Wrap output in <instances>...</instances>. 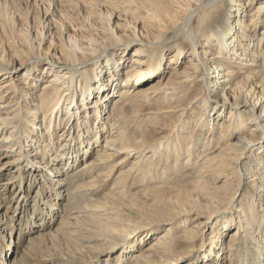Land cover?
I'll list each match as a JSON object with an SVG mask.
<instances>
[{"label": "bare ground", "instance_id": "obj_1", "mask_svg": "<svg viewBox=\"0 0 264 264\" xmlns=\"http://www.w3.org/2000/svg\"><path fill=\"white\" fill-rule=\"evenodd\" d=\"M41 1L40 4L46 9H49L55 3V0ZM74 1L67 0L66 4L71 5ZM84 1L88 11L84 21L90 24L91 30H99L98 32H101L104 37L111 39L112 43L114 42L112 45L129 47L131 41L134 42L133 47H131L133 48L130 54L131 63L129 62V67L125 70V75L119 84V97L112 98L108 104L109 95L113 91L107 85L101 87L104 90L103 92L100 90L94 91L96 89L94 85L99 79H103L105 84L109 83V75H114L111 69L112 63H109V74H105L106 72L100 74L99 71H95L91 78L85 67L88 60L95 57L96 54L92 55L93 57H88L82 52L78 53L76 51L74 55H81L75 56L76 59L74 56H70L73 54L68 53L69 50L75 51L82 48L81 39L84 40L88 37L87 42L90 44L97 40L82 32H71L68 29V24H71L72 15L66 17V24L64 21L60 22L56 19L54 21L55 24H60L59 26L65 35L62 43L51 36L47 47L42 48L40 52L41 54L48 52L67 53L65 56L69 57L65 59L67 60L65 64L71 69L76 67L75 71L83 75L81 84L77 80L78 85H81L77 91L76 89H70V86H67V88L61 87L65 83L66 73L58 75L56 71L65 67L58 66L56 62L52 61L53 58L50 55H48L49 59L47 60L49 62L47 64L54 72L46 82L42 83L38 97L34 95L35 92H31L30 82L26 83V80L22 79L20 85L15 88L16 82L20 79H12L6 75L4 70H10L8 67L9 60L0 59V74L6 78L0 82V140L2 141H0V173L10 167V164L16 163L19 157V154H15L11 148L14 146L12 143H17V139L13 135H18L16 131L22 127V123H19L21 120H17L16 112L12 114L16 106L9 109L15 103L19 105L21 98H18V94L22 95L24 93L31 105L25 104L23 107V110L26 111V115L22 120L23 125L29 128L25 129L24 133H22V130L20 135L32 137V134L26 132L36 133L42 127V122L46 127L45 120H48L47 137L43 140L39 139L37 142L43 145L47 144L49 146L47 155H51V157L45 155L41 161L27 164L29 165L27 168L30 169L28 173L33 176V179H36L34 183H37V191L41 190L45 195L42 199L41 196H34L32 210L29 211L30 213L25 216L23 221L18 220L20 224L4 228V230H8V233L15 232V234L18 232L23 233V228L32 230L37 227L38 230L25 236L23 244H18L15 240L13 242L17 243L13 252L15 255L8 257L7 249L9 248L8 242L10 239H6L7 233L4 234V230L0 229V264H33L32 261L48 252L49 249L46 248L69 241H76L79 248L98 249L97 255L109 254L115 248L122 249V246H124L122 243L131 245L130 235L123 236L124 231L127 232L128 228L125 224H122L123 219L120 218V213L115 212L117 209L115 200L118 198L116 194L120 197L127 196L124 188L126 179L135 176L143 167L145 169L144 175L140 178L142 177L141 181L146 180L148 175L154 173L152 171L156 168L155 163L163 157L165 161L170 159L171 154L174 155V161L178 163L181 156H187L188 158L191 154L193 156L196 153V161L200 165L199 169L207 168L200 170L201 175L208 174L210 170H213L211 169V167H214L213 164H219L225 160L218 157L216 153L207 155L206 152V148H210L208 143L216 138V134H214L216 125L214 126V123L223 118L224 121L229 122L227 124L221 122L224 123L223 128L232 131L243 130L244 128L240 121L242 118L241 113L234 112L231 109L229 111L224 110L225 100L215 98L217 101H222L219 106L207 103L208 99L205 94L209 90V78H213L214 91L220 89L221 96L224 97L225 95L226 98L229 95L228 92L233 94L231 107H235L237 104L236 99L241 98L244 101L243 104L252 106V111L255 110L257 103H259V106L262 105L261 115L264 111V59L262 61L258 59V57H264V0H124L119 3L117 0H114L116 2L112 0L105 1V3L113 5L115 9L123 10L125 16H120L119 13L122 11L117 13L118 10L113 12L108 8L102 13L100 10L102 5L96 0ZM0 13L3 19V28L8 30L9 27L12 33L13 44L11 43L10 46H13V53L20 60L19 65H26V70H29L30 66L27 65V62L37 56V51L33 50V41H38L40 47L44 42L42 29L45 26L49 28L52 22L46 21V25L41 24L43 25L42 29L37 32L36 38L32 40L29 33L14 27V22L10 21V12L4 0H0ZM91 17L95 19L93 20ZM116 17L124 24L115 23L113 19ZM210 20H212L211 27L203 30V26ZM121 25H125V27L121 28ZM70 27L72 26L70 25ZM2 36L0 32V40ZM201 36L205 38L204 41H199ZM170 38L174 39L173 43L167 46L173 47L169 48L170 62L174 60L177 62L180 59V56L184 54V47H189L190 54L195 58L190 62L191 64L184 65L191 69L171 70L165 83L161 84V80L158 79L162 74L159 68L162 64L160 55L162 53L166 54V46H163V43ZM178 39L183 40L185 44H182ZM23 47L26 49L21 50L20 48ZM102 50L104 54L107 53L106 48ZM0 51L2 50L0 49ZM96 56L99 57V55ZM79 58L82 61L75 63ZM52 63L57 65L52 66ZM95 63V60L92 61L91 66H95ZM133 63L136 65L133 66ZM78 64L80 65L78 66ZM192 64L195 65L190 67ZM140 65L142 68H137ZM142 71H146L145 73H148V75L140 77L138 74ZM73 73L74 71L71 70V75ZM196 78L197 81H202L203 85L200 92L193 98L194 100L202 98L201 108L211 107V109H214L212 114L208 111L199 114L196 118V124L192 125L191 128L188 127L176 143L169 144L170 139H168V136H163L166 137L164 140L153 143L148 141L149 138L147 137H142L139 140L137 137H128L126 128L120 126L121 121L119 122L123 117L120 113L124 112L126 105L134 106L138 111L140 109L144 110L145 107L149 109L150 106L158 105L145 114L146 120L144 121L152 124L159 123L168 113H176L173 115V119L170 120V124L173 125L172 128L174 129L177 126L176 123L185 120L184 111L187 109V107H175L187 103L182 99H174L176 97L175 93L181 86L180 83H189ZM32 81H34V77ZM147 81H155V83L149 86L144 85ZM32 84L31 82V86ZM142 85L144 87H141ZM167 89H170L169 92L166 91ZM193 89L189 88L190 93ZM202 90H207V92L202 94ZM31 93L33 94L31 95ZM186 97H189V95ZM34 98H36L37 103L34 102ZM160 102H166L167 104L159 106ZM107 105L110 107L111 112L109 111L110 115L105 119L110 122L104 121L102 116ZM17 110H19L18 106ZM241 112L246 111L241 110ZM215 113L217 114L214 115ZM57 119H59V123H56ZM170 124L168 123L166 126ZM262 125L264 127V122ZM6 126L9 127L7 133H5ZM31 126L32 128H30ZM223 128L218 132L219 142L223 141V137L226 135ZM104 133H107V135L104 136ZM241 137L246 138L247 136L241 135ZM32 139L33 141L36 140L33 137ZM101 139L103 140L102 144H98ZM241 141V144H239L240 139L237 138L236 141L228 143L229 147L226 149L231 152L229 155H234L233 153L236 150L234 145H243L245 148L250 142L247 139ZM31 142L29 140V143ZM97 146L100 147L96 148ZM95 148L94 158L81 162L75 168L69 170L73 163L85 159L90 151ZM38 149L31 151L29 156L38 155ZM40 150L44 154L41 148ZM145 150L146 152L143 153ZM229 151H225V153L228 154ZM262 151L252 154V162L257 167L255 173L249 176L250 180H253L251 184L253 193L243 197V199H246V203L243 202L240 207L231 204L227 208L229 213L225 225L226 228H232L233 232L231 231L226 239H221L218 232L219 228H215L207 235V239L210 240L207 244L210 245V248L204 249L205 251L200 253V257H196V252L195 258L190 255H179L178 259L190 257L183 264H199V259L200 263L203 264H224V259H227L228 264H260L261 256L264 255V245L262 244L264 243V229L261 228L262 225L264 226V152ZM8 155H10V158H7ZM130 158L131 162L124 165ZM187 160L184 161L183 159V162ZM99 164L102 165L97 166ZM95 165L96 167H93ZM13 166L11 165V168ZM232 168L220 167L219 171L213 174L215 182L212 185L215 191L222 189L218 185L226 184L231 178L235 180L238 177V181L243 179L245 171L241 170L240 167L238 168L237 165H235V169L230 171ZM16 170L20 172L21 168L17 166ZM60 171L65 172L60 176ZM85 174L86 176H84ZM253 176L254 178H252ZM12 181L13 179L10 177L1 181L0 192L12 187ZM102 185H108L109 187L104 194L106 199L102 200V207L110 214L107 219H112V225L107 221H103L98 225L93 224L91 219L93 212H90L91 205L77 207L78 209L70 206L75 198L73 195L76 196L79 188L84 187L83 190L95 189ZM58 187L63 189L59 190ZM19 189L21 188L18 184L15 190L18 195L20 194ZM114 189L117 191L114 192ZM60 192L64 194L67 200L62 206V215L51 227L52 213L56 210L53 206L54 201L59 197ZM2 194L1 192L0 203ZM193 199L196 203L199 198L194 196ZM206 199L213 200L212 197ZM256 200L261 201L259 206ZM36 217H39V219L33 221L32 219ZM110 227H114V229H117L115 231L121 233L114 236L112 234L114 229H110ZM198 228L196 233L192 234L188 233L189 227L184 230L183 240H179V243H193L199 238L198 235L202 236L211 226H206L205 222H201ZM166 234V232H163L155 239L150 240L144 250L138 253L134 252L135 254L132 253L134 258L129 264H166L164 260L168 258L166 254L174 250L171 248L170 242V245H167ZM260 234L263 236H260ZM205 237L206 234H204V239ZM239 239L241 243L235 247ZM18 240L21 242L20 238ZM117 240L121 241L122 246H117L120 244L116 242ZM164 249H169V252H165ZM225 249L228 252L224 258ZM211 253L215 254V257L210 258ZM121 264H124L122 259Z\"/></svg>", "mask_w": 264, "mask_h": 264}, {"label": "rangeland", "instance_id": "obj_2", "mask_svg": "<svg viewBox=\"0 0 264 264\" xmlns=\"http://www.w3.org/2000/svg\"><path fill=\"white\" fill-rule=\"evenodd\" d=\"M3 1V0H2ZM6 2L8 11L10 12V21L14 22V27L21 31H26L29 33V36L32 38H36L37 32L42 29V26L48 22H52L50 24L49 28L45 26L42 29L43 36H44V42L41 44V46H38V41H33V46L35 51H37V56L34 57V59L27 62L28 66H30L29 70H26V65H19L20 60L16 58V55L13 53V46H10L12 42V33L10 31V28L7 29L3 28V19L1 17L0 13V32L2 33V39L0 40V59H8L9 60V69L10 70H4L6 75L9 77L20 79L16 83V87L20 85V82L23 80H26V83L30 82V90L31 92H35L34 95L38 97L37 95L40 94V89L42 88V83L46 82L50 76L53 75V70H51V67L47 64L49 62L47 59H49L48 55L53 58V62H56L58 66L65 67L64 69H60L56 71V73L59 75L60 73H66L64 84L61 86L63 88H67V86H70V89H80L81 85H78V81L81 84V80H83L82 73L76 72L75 68L69 67L65 64L69 56H65L67 53L62 54V52H54V53H46L41 54L40 50L45 47H47L49 40L51 36L54 37L55 40L62 43L64 40V34L62 31V28H60V24H55V19L59 20L60 22L64 23L67 21L66 17L72 15L73 18L71 19V24H68V29L71 30V32H82L86 34L87 36L90 35L93 38H96L97 40L93 43H88L87 38L81 39V46L82 48L72 51L69 50L68 53L73 54L70 56H80L81 54H75L77 51L78 53L82 52L85 56L93 57L94 54L99 55L97 57H93L92 59L88 60V64L85 67L86 72L90 75L92 78L95 74V71H99L100 74L106 72L105 74H109L108 71H110L109 63L111 62V69L113 70L114 75H109L110 81L108 84H105L103 79H99L98 82H96L95 90L94 91H101L104 90L101 89L103 85H107L112 93L109 95V99L107 103L109 104L110 100L114 97H119V84L121 83V80L123 79L125 75V70L129 67L130 61V54L132 53L131 47H133V43L129 44V47L124 49L123 46L118 45H112V40L107 39V37H104L101 32H98L99 30H91L90 24L84 21L85 16L87 15V7L86 2L84 0H75L74 3H71V5H67V0H55V3L49 8L46 9V7H43L40 3L41 0H4ZM98 3H100L102 6L100 10L103 11L108 8L111 11L115 12L118 9H115V7L109 3H105V1H111V0H96ZM113 2H116L112 0ZM119 2H123L124 0H117ZM228 1V0H227ZM225 1V2H227ZM73 4V5H72ZM57 5L55 8L54 6ZM122 11L121 13H119ZM50 12V13H47ZM117 13L120 14V16H125L123 14L124 11L119 9ZM127 17V16H126ZM123 18V17H122ZM91 19H95L94 17H91ZM115 23L124 24L123 21L114 18L113 19ZM211 21H208L205 26H203V30L209 29L211 27ZM73 22V23H72ZM85 22V23H83ZM43 24V25H41ZM66 24V23H65ZM84 24V27H83ZM46 25V24H45ZM72 26L69 28V26ZM86 25V26H85ZM121 28H124L125 25H121ZM197 27V25H195ZM67 29V27H66ZM18 38V36H16ZM110 40V41H109ZM174 39L170 38L169 40L164 41V45L166 46V54L160 55V59L162 58V64L159 66L161 69V73L159 78L161 80V84L165 83V80L170 75L171 70H182L184 69H191L187 66H184L185 64H191L190 62L195 58L192 54H190L189 47H184V54L180 56V59H178L177 62L169 60V51L173 47H167L168 45L172 44ZM180 40V39H178ZM205 38L201 36L199 38V41H204ZM182 44H185L183 40H180ZM179 42V44H180ZM137 43V42H136ZM119 44V43H117ZM32 46V47H33ZM181 46V45H180ZM36 47V48H35ZM107 53L104 54L102 49H105ZM170 48V49H169ZM21 50L26 49L25 47L20 48ZM38 49V50H37ZM201 49V48H199ZM101 51V52H100ZM186 51V52H185ZM100 52V54H98ZM54 54V56H53ZM263 54V53H262ZM2 55V56H1ZM36 55V54H33ZM44 55V56H41ZM93 55V56H92ZM184 56V57H183ZM191 58V59H187ZM76 59V57H75ZM259 60H263V58L258 57ZM96 61L94 64L95 66H91L92 61ZM82 61L81 58H79L76 62ZM189 62V63H188ZM55 63H52V66L57 65ZM1 65V63H0ZM80 64H78L79 66ZM135 66L136 64H132ZM195 64L190 65V67H193ZM13 66V68H12ZM77 66V67H78ZM83 67V68H84ZM54 68V67H52ZM137 68H142L141 65ZM145 68V67H144ZM71 70L74 71V73L71 75ZM159 70V69H158ZM49 71V72H48ZM69 71V72H67ZM3 72V71H2ZM146 71H142L140 74V77L148 75V73H145ZM1 73V72H0ZM92 73V74H91ZM30 74V75H29ZM67 74L71 75L68 76ZM84 74V73H83ZM29 75V76H28ZM34 77V81H32V78ZM70 77V78H69ZM102 78V77H101ZM6 78L2 77L0 74V82L4 81ZM78 80V81H77ZM93 81V79H92ZM31 82L33 83L31 86ZM152 82V83H151ZM92 83V82H90ZM94 83V81H93ZM155 81H147L144 83V85H151L154 84ZM213 78H209L208 82V92L207 90H202V94L204 92H207L205 94V97L208 99V104H214L216 106H219L222 104V101H217L215 98H222V100H225V111H229L231 109L234 112L241 113L242 118L240 119L242 126H244L243 130L238 131H232L228 130V128H223L224 123L227 121L218 120L216 123H214V126L216 125V132L214 131V134L216 138L214 140L210 141L208 144L210 145V148H206L207 155H212L216 153L218 157L224 158V162L219 164H213L214 167H211L213 169L208 174L201 175L200 170L207 169L203 167L200 168L199 162L196 161L197 154H192L187 158V156H181V160H179L178 163L174 161V155L171 154L170 159L166 160L163 158H160L158 162L155 163V170L153 174L148 175L147 179L144 181H141L142 177L140 176L144 175L145 169L141 167V171L137 172L135 176L133 175L130 178L126 179V183L124 184V188L126 189V193L124 197L116 198L115 203L117 204V209L115 212L120 213V218L123 219L122 224H125L126 228H128V231H124L123 236L130 235V240H132V244L128 245V243H122L121 241L117 240L116 242H119L120 244L117 246H122V249L115 248L113 251L109 254H102L97 255L98 249H88V248H79V245L76 243V241H69V242H63L61 245H54L50 246L48 252L41 257H38L37 260L32 261L33 264H121V259L124 260V264L131 263L133 257V254L140 252L141 250H144L148 244V242L152 239H155L158 235L163 234V232L166 234V241H168L167 245L172 246L171 248L174 250H171L169 252V249H164L165 252H169L166 254L168 258L164 259L166 264H183L184 262L188 261L190 257L181 258L178 259L179 255H190L191 257L195 258V252L196 257H200V253H203L206 248H210V245L207 244V242L210 240L207 239L208 233L212 232L215 228H219L218 232L221 235V239H226L229 234H231V231L233 230L230 227L226 228V220L228 218V207L231 204H234L235 206L240 207L246 203V199L243 197L245 195H251L253 193V188L251 184L253 183V180H250L249 176L252 173H255L257 170L256 165L253 164V153H258L259 151L263 150L264 152V111L262 115L260 114L262 111V105L259 106V103H257L255 110L252 111V106L248 104H243V100L241 98H237V104L235 107H231L230 104L233 102L232 93L228 92V97L225 95L224 97L220 95V89L214 91L215 86L213 85ZM181 85L177 92L175 93L174 99H182L184 102H187L185 105L181 106H175L176 108H183L187 107L185 109V120L176 123L177 126L173 129V125L170 124V120L173 119V115L176 113H168L165 118H163L159 123L152 124L151 122L144 121L146 120L145 114L146 112L153 110L158 105L150 106L148 109L145 107L144 110L135 109L134 106H125V110L123 113H120L123 117L120 122V126L126 128L128 137H137V139L143 138H149L148 141L158 142L161 140H164L163 136H168V139H170L169 144H172L173 142L176 143L180 139V137L184 134L183 132L186 131L188 127H192V125L196 124V118L199 114L204 113L208 111L210 114L214 112V109H211V107H208L207 109L201 108L202 107V98H198L194 100V96L197 95L200 90L202 81H197V78L195 80H192L189 83H180ZM58 86V85H57ZM76 87V88H75ZM141 87H144L143 85ZM189 88H194L191 90V93L189 91ZM107 89V90H109ZM170 89H167L166 91L169 92ZM165 91V92H166ZM219 91V92H218ZM65 92V91H64ZM33 93H31L32 95ZM13 95V94H11ZM18 98H21L19 101V105L15 103L14 106L9 107V109H13V107L16 106L15 110L12 112L17 114V120L19 123H22V127L19 128L16 132L18 135H13L17 139V143L14 145L11 149L14 150L15 154H19L18 160L16 163L10 164V167L6 168V170H2L0 173V182L5 180L6 178L10 177L13 179L11 182L12 187H9L8 189L1 191L2 194V201L0 203V229L4 230L6 226L10 227L11 225L17 226L20 224L18 220L23 221L25 216L29 214L30 210H32L31 206L33 203L34 196H41V199L45 194L42 193V191H37V183H34L36 179H33V176L29 174L30 169L27 168L31 164V162H37L41 161L43 159V156L47 155V150L49 146L39 144L37 141L39 139L43 140L46 136V128L47 124H49L46 121V127L45 124L42 122V127L39 130H37L36 133H31L30 131L26 132L28 134H32L33 138L36 140L33 141L31 136L27 135L24 137L23 134L20 135V132L23 130L22 133H24L25 129H28L29 127H25L23 125V119L26 115V111L23 110V107L25 104H28V106H31L29 101L26 99V95L22 93V95L18 94ZM33 95V96H34ZM189 97H186L188 96ZM209 96V97H208ZM173 97V96H172ZM90 99V98H89ZM245 99V98H243ZM31 100V99H30ZM35 103H37L36 98L33 99ZM167 104L166 102H160L159 106H163ZM179 104V101H178ZM233 105V104H232ZM17 106L18 109L17 110ZM140 108V107H139ZM210 109V110H209ZM234 109V110H233ZM241 110H245L246 112H241ZM110 107L108 105L106 106V111L103 116V120L106 122H110L109 120H106L105 117L110 115ZM109 112V113H108ZM215 113L214 115H216ZM109 117V116H108ZM258 117V118H257ZM142 119V121H140ZM255 120V121H254ZM221 122H224L223 124ZM25 123V121H24ZM56 123H59V119H57ZM170 124L166 126L167 124ZM244 124V125H243ZM256 125V126H255ZM6 132H8L9 127L6 126ZM25 127V128H24ZM56 127V126H55ZM154 127V128H153ZM24 128V129H23ZM32 128V126L30 127ZM210 128V125H209ZM223 128L224 131H226L225 137H223V141L219 142V138L217 136L219 135V130ZM255 128V129H251ZM57 129V128H56ZM60 132V128L58 129ZM230 131V132H229ZM218 133V134H217ZM23 135V137H22ZM107 133H104V136H106ZM241 135L247 136L241 137ZM1 137V136H0ZM22 137V138H21ZM240 139L239 144H241V140L246 141L249 140L247 146L244 148L243 145H234V148L236 149L234 151V155H229L231 152L226 149L229 147L230 141H236V139ZM29 140L36 143H29ZM131 141V139H129ZM1 141V140H0ZM187 141V140H186ZM2 142V141H1ZM45 142V141H44ZM103 140L101 139L100 142L98 141V144H102ZM217 145H219L217 147ZM32 146V148H31ZM36 147V148H33ZM39 147V149H38ZM100 146H97L98 148ZM193 145L191 146L192 149ZM10 148V146H9ZM8 148V149H9ZM40 148L43 150L44 154L41 152ZM95 149L90 151V154L85 159H80L78 162L76 161L69 167V170H72L77 165H79L81 162L88 161L89 159L94 158ZM222 148V149H221ZM225 148V149H223ZM263 148V149H262ZM38 155H31L29 156V153L31 151L37 150ZM225 151H229L228 154L225 153ZM146 150L143 152L145 153ZM1 153V149H0ZM13 153V154H14ZM52 154V153H50ZM263 154V153H262ZM206 155V156H207ZM10 155H8L7 158ZM48 157H51V155H47ZM186 159H188L186 162H183ZM131 162V158L125 162L124 165ZM29 164V165H27ZM111 164V163H108ZM11 165H14L11 168ZM102 164H99L97 166H100ZM123 165V166H124ZM235 165L240 167L241 170L245 171V175L243 179L238 181V177L236 179H229L226 184L218 185L222 187L219 191L214 190V184L213 182V174L217 173L219 171L220 167H224L226 169H229L230 167H233L230 171L235 169ZM9 166V165H7ZM19 166L21 168V171H17L16 167ZM93 167H96L93 166ZM215 169V170H214ZM65 172V171H64ZM63 171H60L59 175L61 176L64 174ZM21 173V175H20ZM20 175V176H19ZM86 176V174L84 175ZM89 176V175H88ZM255 176V174H254ZM254 176L252 178H254ZM77 179V178H76ZM39 181V180H38ZM236 182V183H235ZM111 183V182H109ZM108 183V184H109ZM20 185V194L18 195L15 193V190L17 188V185ZM78 185V184H76ZM1 187V185H0ZM45 187V186H44ZM108 185H102L95 189H87L83 190L84 187L79 188L78 192H76L73 195L74 199L72 204L70 205L73 208H79L83 206H89L91 205L90 212H93L92 214V222L93 224H101L103 221H107V223H110L112 225L113 221L111 218L107 219V217L110 215L106 210L102 207V200H105L104 194L106 191H108ZM57 189H63L62 187H58ZM37 191V192H36ZM114 192L117 190H113ZM0 192V193H1ZM38 194V195H36ZM193 194V195H192ZM81 195V196H80ZM194 196H197L198 202L195 203V199H193ZM207 197H212L213 200H207ZM4 199V200H3ZM12 200V201H11ZM67 199H65V196L62 192L59 193V197H57L54 201V207L56 208L55 212L52 213V218L50 220L51 227L54 226L55 222L58 220L59 216L62 215L63 210L62 206L66 202ZM243 200V201H242ZM254 201V200H253ZM258 202V206L261 204V201L256 200ZM77 208V209H78ZM25 210V211H24ZM114 211V210H113ZM107 212V213H105ZM38 214L36 213V216ZM34 217V216H33ZM39 217H36L32 219L33 221L38 220ZM201 222H205L206 226H211L210 229L206 230L204 234H206V237L204 239V234L202 236H197L196 241L193 243H186L181 242L179 243V240H183L182 236L184 234V230L188 229V233H196V231L199 229L198 226ZM109 224V225H110ZM224 225V226H223ZM104 227V226H103ZM119 228V227H118ZM226 228V229H224ZM262 229H264V226H261ZM110 229H114V227H110ZM38 230V228H33L32 230H27L23 228V233H8V230H4V234L7 233L6 239H10L8 244L9 248L8 251V257L15 255L13 253L16 249L17 243H13L15 240L18 242V244H23L25 242V236L29 234L35 233V231ZM117 229H114L112 231V234L116 236L118 231H115ZM127 230V229H125ZM7 231V232H6ZM233 232V231H232ZM5 236V235H4ZM260 236H263L260 234ZM21 239V242H19L18 239ZM170 239H172L170 241ZM207 240V241H206ZM170 242V244H169ZM27 243V242H26ZM241 243V240L239 239L238 242L235 244V247H237ZM264 245V243H262ZM207 246V247H206ZM133 247V248H131ZM205 249V250H204ZM190 250V251H189ZM198 250V251H197ZM216 250V249H215ZM264 250V249H263ZM135 252V253H134ZM227 249L224 250L223 256L224 258L227 256ZM120 253V255H118ZM126 253V254H125ZM133 253V254H132ZM110 255V256H108ZM215 257V254L211 253L210 258ZM179 260V261H177ZM176 261V263H174ZM213 262V260H211ZM163 262V261H161ZM199 264L200 259L198 260ZM224 264L227 263V259L223 261ZM264 263V255L261 256L260 264Z\"/></svg>", "mask_w": 264, "mask_h": 264}]
</instances>
